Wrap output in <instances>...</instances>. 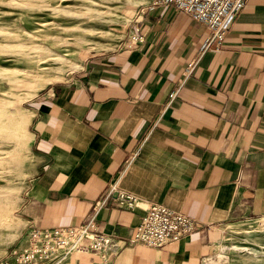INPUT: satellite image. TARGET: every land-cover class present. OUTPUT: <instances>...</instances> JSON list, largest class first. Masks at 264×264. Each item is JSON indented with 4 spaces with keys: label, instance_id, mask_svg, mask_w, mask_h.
<instances>
[{
    "label": "crops",
    "instance_id": "0c3cea01",
    "mask_svg": "<svg viewBox=\"0 0 264 264\" xmlns=\"http://www.w3.org/2000/svg\"><path fill=\"white\" fill-rule=\"evenodd\" d=\"M141 25L143 43L87 58L25 113L35 168L20 232L75 227L98 207L97 231L120 237L115 253L62 264H205L220 227L264 218V0H245L190 75L207 29L172 9ZM113 186L199 227L161 249L126 246L144 210L121 208Z\"/></svg>",
    "mask_w": 264,
    "mask_h": 264
},
{
    "label": "rangeland",
    "instance_id": "374dc122",
    "mask_svg": "<svg viewBox=\"0 0 264 264\" xmlns=\"http://www.w3.org/2000/svg\"><path fill=\"white\" fill-rule=\"evenodd\" d=\"M150 1L0 0V259L24 235L16 213L35 168L29 105L76 75L87 58L127 48ZM219 230L222 242L205 264H264V218Z\"/></svg>",
    "mask_w": 264,
    "mask_h": 264
},
{
    "label": "built area",
    "instance_id": "2783aa9c",
    "mask_svg": "<svg viewBox=\"0 0 264 264\" xmlns=\"http://www.w3.org/2000/svg\"><path fill=\"white\" fill-rule=\"evenodd\" d=\"M244 5L245 0H151L132 31L127 48L144 42L141 24L149 10L172 9L185 14L208 31L198 56L187 64L186 75H190L205 52L221 48L235 13ZM114 192L121 208L144 210V215L126 240V246L161 249L190 237L199 227L190 217L163 204L152 202L142 205L135 195L117 192L114 186L110 187L109 196ZM97 213L98 207L84 223L75 227L36 229L25 233L18 244L3 255L0 264H62L76 255L115 253L119 249L120 237L114 232L97 231ZM83 240L88 243H82Z\"/></svg>",
    "mask_w": 264,
    "mask_h": 264
},
{
    "label": "bare ground",
    "instance_id": "6f19581e",
    "mask_svg": "<svg viewBox=\"0 0 264 264\" xmlns=\"http://www.w3.org/2000/svg\"><path fill=\"white\" fill-rule=\"evenodd\" d=\"M63 59V58H62ZM23 75L27 78H29L31 76V73L29 71H26L23 73ZM35 75V74H34ZM33 77V76H32Z\"/></svg>",
    "mask_w": 264,
    "mask_h": 264
},
{
    "label": "water",
    "instance_id": "95a60500",
    "mask_svg": "<svg viewBox=\"0 0 264 264\" xmlns=\"http://www.w3.org/2000/svg\"><path fill=\"white\" fill-rule=\"evenodd\" d=\"M237 13H238V12H237ZM237 13H235L234 18H235V16H236ZM234 18H233V19H234Z\"/></svg>",
    "mask_w": 264,
    "mask_h": 264
}]
</instances>
